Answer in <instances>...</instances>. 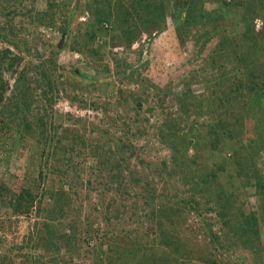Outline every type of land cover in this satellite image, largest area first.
Here are the masks:
<instances>
[{"label": "rangeland", "instance_id": "1", "mask_svg": "<svg viewBox=\"0 0 264 264\" xmlns=\"http://www.w3.org/2000/svg\"><path fill=\"white\" fill-rule=\"evenodd\" d=\"M88 1L0 0V49L10 48L23 58L19 71L26 73L27 85L36 99L34 114L42 118V123L35 118L32 133L19 141L9 161L4 159L8 147L5 143L17 135L13 127L0 129V264H29L42 256L43 250L36 246L29 254L17 246L38 242L45 234L42 224L48 215L36 211L30 216L15 214L11 203L17 200L15 196L28 192L36 195L47 181V190L52 182L57 186L58 172L44 184L39 172L53 171L54 166L62 169L59 166L67 165V159H72L82 173L78 186L85 184L80 195L73 196L74 215L83 224L89 217L87 222L94 228L98 225L99 236L124 233L128 237L130 233L132 238L140 239L149 233L155 241L153 245L148 236L144 246L149 249L135 264H168L159 258L162 254H158V248L162 247L169 264L185 253L190 254L192 264H264V118L260 119L252 109L255 95H264V64L255 65L253 57L246 74L249 76L245 77H241V69L233 70L236 64L231 62L208 67L207 59L217 40L197 45V38L204 32L200 25H193L187 36L180 37L175 32L187 11L180 14L176 25L167 15L159 25L163 31L158 34L153 23L148 22L147 12L139 11L142 18L136 19L140 29L144 26L148 31L146 40L142 38L128 46L124 32L129 27L123 19L129 15L124 13L123 5L118 8L117 0H110L111 10H117L112 21L104 23L105 32L87 39L89 29L85 23L93 17ZM142 3V7L152 5ZM206 9L214 12L218 4L207 5ZM46 11L55 17L54 25L49 27L37 20L38 14ZM70 14L73 18L68 24ZM227 20L223 26L230 30L234 23ZM263 24L257 20L258 31ZM13 37L19 42V52L6 42ZM258 56L262 58V54ZM41 63L45 70H56L51 77L53 90L46 82L37 83L40 77L37 78L36 66ZM223 71L231 75L232 81H225ZM15 78L5 77L11 85L6 97L16 86ZM201 80H207L208 85ZM194 97L203 101L206 111L214 107L211 117L204 110L199 113L192 102ZM228 99L235 101L234 107ZM235 116L240 118L236 120ZM147 119L149 122H145ZM44 125L50 136H56L53 145L60 138L62 142L58 144H65L67 152L59 148L56 153L44 141L39 144ZM162 134L171 140L164 141ZM119 141L129 148L121 163L125 167L124 182L127 186L134 184L125 192L111 191V175H103L98 168L92 171L94 153L102 152L103 157L117 150ZM97 144L99 150H95ZM48 150L50 156L46 155ZM90 180L91 186L87 184ZM120 182L123 181L113 185ZM113 199L123 205L124 219L116 220L117 213L112 212L111 219L105 220L110 211L102 212L101 205ZM52 201L48 195H41L44 206ZM167 213L178 216L176 226L156 233L160 226H166ZM8 215H12L14 225L9 224ZM54 224L57 232H69L59 220ZM12 226L10 231L8 227ZM86 226L77 241L84 238ZM250 227L257 232L252 237L254 241L261 242L260 258L254 254L257 247L250 243L249 247L246 235L241 234L242 229ZM164 241H168L166 245ZM77 245L81 258L76 257L73 264H92L96 258L93 249L85 251L81 242ZM67 248L64 245L59 249L55 261L44 252L46 258L42 261L65 264L71 259L70 254L66 255Z\"/></svg>", "mask_w": 264, "mask_h": 264}, {"label": "trees", "instance_id": "2", "mask_svg": "<svg viewBox=\"0 0 264 264\" xmlns=\"http://www.w3.org/2000/svg\"><path fill=\"white\" fill-rule=\"evenodd\" d=\"M53 1L55 0H51V2ZM142 2H145L146 4H152L150 5V7L152 6V8L148 6L142 7ZM111 3L112 2H110V0L88 1V8L91 11L93 17L87 23H85V25L89 29L87 33V39L94 38L97 33L105 32V28L103 27L104 23H110L112 21V18L114 17L113 12L116 13L115 11L117 10V8H114V11L111 10ZM115 3H117L118 8H122L121 6L123 5L124 13L127 15V17L129 15V18L130 16L132 18V20H129V18L123 19L124 24H127L129 27L124 32L125 40L129 44L128 46L132 45L134 42L140 39L142 41V38H144V35H146L145 32L147 31V29L144 30L143 26L141 30V24H139L138 19H136L138 17H141L138 14L139 11L147 12V14L149 15L148 22L153 23V27L155 28L157 34L163 31V28L159 27V25H161L162 21L166 20L167 15L170 14L176 25L179 22L178 18L180 17V14H182L183 11H187L186 18L183 22H180L178 24L175 32L177 35L184 34V36H187L189 30L192 29L193 25H195V27L200 25L204 27L201 32H204L197 38V45H200L202 47L212 41L214 38L217 40L216 45L213 48V53L207 59L208 67L213 68V66L223 63L222 61H225L226 63L231 62V64H236L233 67V70L241 69V73H243L241 77H245L249 76L246 74H249L248 69L252 64L253 57L256 58L255 65L259 63L264 64V24L260 28L261 30L258 31L256 28L257 20H262L264 23V0H182L179 2L173 0H117ZM213 3L218 4V9L214 12L208 11L206 9V6L212 5ZM49 6L52 7L51 3L49 4ZM105 6L107 7L105 8ZM172 7H174V9L177 11V14H172ZM49 13L50 12L46 11L38 14L39 17L37 18V20L40 21V24L48 27L49 25H54L55 17L52 15L50 17ZM72 18L73 15L70 14L68 24H70ZM227 18H230L229 21H232L234 23L230 30H228L227 26H223V22L228 21ZM131 22H133V24H131ZM63 31L64 33L66 32V30ZM231 34H235V36L233 37ZM182 35H180V37ZM146 36L144 38V41L146 40ZM6 42L16 48V51H20L19 42L15 39V37L7 40ZM183 42L184 40H181L180 44H183ZM258 54H262V58H260ZM22 60L23 58L19 54H16V52H12L10 48L0 49V129H8L9 127H13V132H15V134L17 135V138L14 137L12 139L13 142L9 141L8 143H5L6 146L8 145L4 158L7 161L12 158V156L18 149V145H20L19 141L24 138L25 135H30L32 133V130L34 129L33 124H35L38 119L37 118L35 120V118L39 117L38 115L34 114L32 108L36 99L31 93L32 89L27 85L26 73H22L19 71ZM41 65L45 67L44 63L36 66L37 78L40 77V80L37 81V83L46 82L48 88L50 90H53L54 79H52L51 77L53 76L52 73H55L56 70L54 72H51L49 70H45V68H42ZM262 70L264 73V68H262ZM221 73L223 74L225 81H232L230 79V74H228L227 72L225 73L224 71ZM6 75L11 78L16 77V86L13 88L9 97H6V94L7 89H9L11 85L10 81L5 79ZM238 75L239 74L234 75L235 78H238ZM214 82H218L217 78L214 79ZM202 83H204L205 86L208 85L207 80H205V82L203 81ZM45 96H48V92L45 93ZM188 96L191 95L188 94ZM228 100L229 102H231L232 107H234V105L236 104L235 101L230 99ZM50 101L53 102L52 100ZM253 101L254 106L251 105L253 111L260 119H263L264 95H262L261 93L259 95L257 93L253 98ZM192 102L195 103V107L199 111V113L200 110H204L205 113H208V116L211 117L212 112H214V107L209 106V111H206L203 106V101H199L194 97V100ZM50 105L52 104L50 103ZM205 106H207L206 103ZM189 108L190 106L187 107L186 110ZM28 116L30 117V119L28 118ZM230 116L232 115L230 114ZM235 118L237 120V118L240 117L235 116ZM231 119L233 121L232 117ZM39 120L42 123V118L39 117ZM146 121L149 122L148 119L145 120V122ZM15 122L18 124L13 125ZM45 127L46 125L43 126L44 130L42 129L39 134V144L41 143V141H44L47 143L48 148H53L54 152L56 153L58 152L59 148H61L62 150L64 149L67 152L69 149L65 144H58L62 142L60 138H58L57 145H53V142H56V136H50ZM161 136L164 141L170 139V137L167 135L162 134ZM80 143L85 144V142ZM124 145V142L119 141L117 150H110L109 148V153H104L103 157L102 152H95L92 158L93 172L99 170V172H101L103 175H111L109 182L111 186L108 185L111 191L123 190L125 192L128 187L129 189H131L134 186V184H130L129 186H127L124 182L125 176H123V172L125 170V167L123 166L122 168L121 163H123V160H125L128 156V153H125L124 151L129 149L128 146ZM97 149H100V144H97V146L95 147V150ZM71 150L73 151L74 148L72 147ZM49 153L50 151L48 150L46 155L50 156L51 154ZM43 156H45V151H43L42 157ZM66 163L67 165L63 164L59 166H63L62 169L54 166L56 168H54L53 171L41 169L39 172L43 184L46 183L48 177L52 173L58 172L60 175V186H58L59 184H57L56 186V182H52L50 184L49 190H47V181L45 187H42L40 192L37 191L36 195L34 193L28 192L25 196L21 195L14 197L17 198V200L11 203V205L15 214L26 213L27 216H30L34 211H36L38 214L45 213L48 215L46 222H43L42 224L43 229L45 230V234L39 238L40 240L34 243L30 239L31 243L29 242V244L26 245L24 243L23 245L25 246H17V249H21L23 251L26 249L28 250L27 253L29 254L33 251V247L35 248L36 246L39 250H43V254L39 259L37 258L36 260L30 261L29 264H34L35 262L45 264V262L42 261L43 258H46L44 252L46 254H51L50 258L52 259V261H55V255L59 253V249L65 245L66 247H68L66 255H71H69L71 259L69 261H65V264H73L76 257L81 258L77 244L81 242V246H84L85 251H89V248H91L90 244L92 243L93 239H95V243L93 244L91 249H93V253L95 254L94 257L96 258L95 260H93L92 264H135L138 259H140L142 256H145V249H149L144 246V244L147 242L146 239L149 238L148 236H150V242H152L153 245L155 244V241L152 240L149 233L147 236H142L140 239L135 237L132 238L130 233L128 234V237L124 233H112L111 235L108 234L105 236H99L100 231L97 230L98 225L96 226V228H94L95 226L92 223L87 222L90 219L88 217L86 219V223H84L85 225H87L84 228L85 231L83 232L84 238H81L80 241H77V238L79 237L78 234L83 229L84 224L78 216L74 215L73 196L75 194L80 195V188H83L85 184L83 183V186H78V179H80V175L82 173H79V167L74 166V164L72 163V159H67ZM96 168H98V170H96ZM70 175H76V178H69ZM117 180H122L123 182L117 183V185H113ZM139 183H141L140 178ZM139 183L137 182L136 184ZM87 184L91 186V180ZM146 185L147 184L145 183V186ZM65 186H68L69 190H66L67 188ZM41 195H48L50 200L52 199L53 201L50 204L48 203L44 206L41 202ZM164 205L166 206L167 203H164ZM101 206H104V210L102 209V212L105 210L110 211L108 213L105 212L108 215L107 217H105V220L111 219L110 215L112 214V212L117 213V216L114 217L116 218V220H121L123 218V214L125 213L123 212V205H119L117 199H113L108 204L103 203ZM80 209L82 208H79L78 210ZM160 209H164V206L161 205ZM121 211L123 212V214L121 213ZM174 212L176 214L178 210ZM166 215L167 217L164 218V226H166H160L158 231L156 230V233L160 232L161 229L165 228L167 230V228H173V226H176L175 224L178 216L172 215L171 217V215H169L168 213ZM6 217H8L10 221L9 224L14 225V222L10 219L12 215H8ZM56 220H59L60 226L69 229V232H57V225L55 226L54 224ZM251 225H253V223H251ZM8 228L10 231H12L13 226ZM242 233L246 235V238L244 240L247 242L248 246L250 243V246L257 247V251L254 254L255 256L260 258L262 253V251L260 252L261 242L254 241V239L252 238L254 234H257L256 229L251 227L249 229L244 228L241 230V234ZM2 240L3 238H1L0 243ZM167 242L168 241H164L163 245H166ZM158 251L159 255L162 254L161 257L159 256V258L162 259L164 263L168 262L169 264L170 261L167 260L168 257L163 256V254L165 253V249L163 247L158 248ZM31 258H33V256H31ZM172 261H174L173 264H192L190 262V254L188 253H185L184 257H176ZM214 264L216 263L214 262Z\"/></svg>", "mask_w": 264, "mask_h": 264}, {"label": "built area", "instance_id": "3", "mask_svg": "<svg viewBox=\"0 0 264 264\" xmlns=\"http://www.w3.org/2000/svg\"><path fill=\"white\" fill-rule=\"evenodd\" d=\"M173 1L179 2V1H182V0H173Z\"/></svg>", "mask_w": 264, "mask_h": 264}, {"label": "clouds", "instance_id": "4", "mask_svg": "<svg viewBox=\"0 0 264 264\" xmlns=\"http://www.w3.org/2000/svg\"><path fill=\"white\" fill-rule=\"evenodd\" d=\"M206 8H207V6H206ZM174 9V8H173ZM256 27H257V22H256Z\"/></svg>", "mask_w": 264, "mask_h": 264}, {"label": "water", "instance_id": "5", "mask_svg": "<svg viewBox=\"0 0 264 264\" xmlns=\"http://www.w3.org/2000/svg\"><path fill=\"white\" fill-rule=\"evenodd\" d=\"M62 44H60V47H61Z\"/></svg>", "mask_w": 264, "mask_h": 264}]
</instances>
